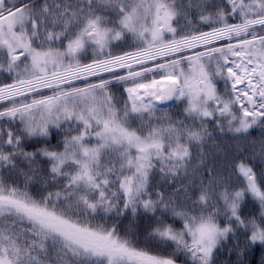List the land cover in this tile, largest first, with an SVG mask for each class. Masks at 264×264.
Instances as JSON below:
<instances>
[{
    "label": "snow or ice",
    "instance_id": "snow-or-ice-1",
    "mask_svg": "<svg viewBox=\"0 0 264 264\" xmlns=\"http://www.w3.org/2000/svg\"><path fill=\"white\" fill-rule=\"evenodd\" d=\"M210 124L264 127V0H0V264H214L239 230L240 256L264 246V143L225 186ZM141 210L143 240L107 223Z\"/></svg>",
    "mask_w": 264,
    "mask_h": 264
},
{
    "label": "trees",
    "instance_id": "trees-1",
    "mask_svg": "<svg viewBox=\"0 0 264 264\" xmlns=\"http://www.w3.org/2000/svg\"><path fill=\"white\" fill-rule=\"evenodd\" d=\"M183 22V21H181ZM218 88L222 91L223 85L218 84ZM114 91H117L114 89ZM119 94V92H118ZM168 112L169 115H171L174 119H184L183 116V105L182 103H178L177 105L172 106L171 108L168 107ZM159 116L160 113H157ZM62 129H52V136L49 137L46 141L44 139L40 140V143L37 144L33 140L26 141V150L31 151L36 147H43L46 144H51L55 146L57 144V141H60L63 139L64 134L62 133ZM209 131L212 130V125H209ZM75 134V133H73ZM219 145L218 148L212 147L213 143ZM264 143V127L257 126L253 130H250L249 134L243 137H236L233 136L232 134H220L217 131H213V139L209 140L206 142L205 146V151L208 153V160L209 162H212L213 160L217 164L218 168L222 172V176L224 177L226 184L225 186H230L235 183V177L229 178V168H228V162L233 159L234 156H236L238 153H243L245 156H252L254 154H258L261 144ZM30 145V147H29ZM62 148V145H61ZM222 149V150H221ZM195 149L193 150L194 155H195ZM43 163V161H42ZM22 167H27V165H22ZM46 167V165H45ZM255 167L259 169L261 167L260 161H259V155H257L256 158V163ZM183 177H178L177 181H181ZM43 182V178H38L31 186H30V191L35 192L36 188L40 186ZM160 184L161 185V190H166V191H171V188L167 184H163L161 182L160 176L155 175L153 178V184ZM175 183L176 187H179L180 184L178 182H173ZM184 183H187V181H184ZM191 194V190H190ZM180 199H183V195L181 194ZM249 197L246 199L248 200ZM245 203L242 205V215L247 216V210H245ZM157 216L160 215L159 212L156 213ZM118 219L119 221V226L121 230V234H124V229L131 227L143 240L144 236L148 231L151 230V228L154 226L153 221L154 217L152 216L151 213H143L141 210L140 214H138L135 218L131 215L130 212H128L126 215L121 216L119 218H115L113 214H109V218L107 220V223L111 224L116 222ZM99 220V217H98ZM171 222V221H169ZM220 222L223 225L224 223V218H220ZM176 226H180V222H176ZM228 247H231V239L226 244ZM170 250V249H169ZM226 254L225 248L221 251H218L216 253L215 258L213 261L215 263H221L223 259H225L224 255ZM256 258V251L255 250H250L246 257H244V260L247 262H253ZM237 260V258H236ZM243 258H238L237 263L241 262ZM178 262H184V257L180 256L178 259Z\"/></svg>",
    "mask_w": 264,
    "mask_h": 264
},
{
    "label": "rangeland",
    "instance_id": "rangeland-1",
    "mask_svg": "<svg viewBox=\"0 0 264 264\" xmlns=\"http://www.w3.org/2000/svg\"><path fill=\"white\" fill-rule=\"evenodd\" d=\"M193 11H195V9H194ZM181 23H183V22H181ZM222 91H223V89H222ZM172 102L174 103L175 101L168 102L167 105H162L161 107L169 106L170 104H172ZM182 105H183V104H182ZM173 106H174V105H173ZM183 108H184V105H183ZM66 128H67V126H65L64 129H66ZM63 133H64V131H63ZM221 150H222V149H221ZM156 175H159V174L157 173ZM245 207H246V210H247L248 216H250V215H251V216H258V215H259V212H260L259 205L256 204L255 202H253V201L251 200V197H249V199L246 201V203H245ZM229 239H231L232 244H234L235 246H236L237 243H239L240 248H243V247H244V241H245V239H246V236H245L243 230H239V231L237 232V234H236L235 237H232V236L230 235L229 238H228L226 241H222V242H221V246L218 247V249L216 250V252H215L214 255H216L217 251H220V250H222V249L224 248V245L227 244V242L229 241ZM257 246L260 247V248H262V250H263V252H262V260H261V264H264V246H261L259 243H257V244L254 245L253 247H257ZM236 249H237V251H238L239 248L236 247ZM239 250H240V249H239ZM214 258H215V256L213 257V259H214ZM259 258H260V257H259ZM216 264H217V263H216Z\"/></svg>",
    "mask_w": 264,
    "mask_h": 264
}]
</instances>
